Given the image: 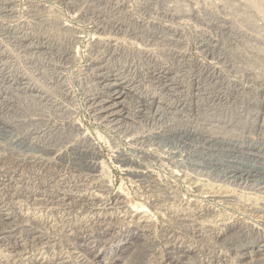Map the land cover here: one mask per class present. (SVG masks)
<instances>
[{"label": "rangeland", "instance_id": "1", "mask_svg": "<svg viewBox=\"0 0 264 264\" xmlns=\"http://www.w3.org/2000/svg\"><path fill=\"white\" fill-rule=\"evenodd\" d=\"M0 242L264 264V0H0Z\"/></svg>", "mask_w": 264, "mask_h": 264}, {"label": "bare ground", "instance_id": "2", "mask_svg": "<svg viewBox=\"0 0 264 264\" xmlns=\"http://www.w3.org/2000/svg\"><path fill=\"white\" fill-rule=\"evenodd\" d=\"M104 18V17H103ZM99 21V20H98ZM115 26V25H114ZM124 35V34H123ZM75 37V36H74ZM162 44V43H161ZM32 46V45H31ZM61 49V48H60ZM180 55V54H179ZM183 63V62H182ZM58 65V64H57ZM26 83V82H25ZM168 84V83H167ZM18 87V86H17ZM36 88V87H35ZM126 94V93H125ZM123 96V94L119 91V92H117L115 95H114V97L112 98V100L111 101H113V100H115V101H117L119 98H121ZM159 98V97H158ZM172 99V98H171ZM189 100V99H188ZM101 102V101H100ZM218 102V101H217ZM119 102L117 101V102H115V103H113L112 105L116 108V106H118L117 104H118ZM97 104V103H96ZM111 106V105H110ZM109 106V107H110ZM112 106V107H113ZM170 106V105H169ZM113 107V108H114ZM113 108H112V110H113ZM107 110V109H106ZM111 111V110H110ZM6 119V118H5ZM116 120V119H115ZM119 127V126H118ZM19 128V127H18ZM3 131V130H2ZM31 142V141H30ZM91 142V141H90ZM89 147V146H88ZM37 148V147H36ZM76 151V150H75ZM6 161V160H5ZM93 162V161H92ZM5 163V162H4ZM19 165V164H18ZM129 168V167H128ZM15 169V168H14ZM42 169V168H41ZM26 170V169H25ZM21 171V170H20ZM233 172V171H232ZM250 172H252V171H250ZM254 172V171H253ZM247 174H249V173H247ZM81 176V175H80ZM238 177V176H237ZM251 177V176H250ZM92 182V181H91ZM98 183V182H97ZM107 184H109V183H107ZM42 185V184H41ZM46 188V187H45ZM68 196V195H67ZM97 196H99V195H97ZM102 196V195H101ZM61 197V196H60ZM89 197V196H88ZM92 198V197H91ZM104 199V198H103ZM46 200V199H45ZM63 200V199H62ZM57 201V200H56ZM2 204V203H1ZM59 205V204H58ZM103 210V209H102ZM192 210V209H191ZM35 211V210H34ZM106 212V211H105ZM127 212V211H126ZM107 213V212H106ZM110 215V214H109ZM112 215V214H111ZM25 216V215H24ZM101 216V215H100ZM125 216V215H124ZM134 216V215H133ZM136 216V215H135ZM110 217V216H109ZM114 217V216H113ZM131 217V216H130ZM129 217V218H130ZM138 217H140V216H138ZM111 218V217H110ZM126 218V217H125ZM136 218V217H135ZM139 219H141V218H139ZM211 219V218H210ZM108 219H102V221H101V223H103V222H105V221H107ZM118 220V219H117ZM26 221H27V219H26ZM97 221H98V218H97ZM100 221V220H99ZM112 221V220H111ZM138 221V220H137ZM140 222V221H139ZM100 223V222H99ZM100 223V224H101ZM111 223V222H110ZM137 223V222H136ZM105 224H107V223H105ZM95 225H97V224H95ZM102 225V224H101ZM146 225V224H145ZM98 226V225H97ZM144 226V225H143ZM92 227V226H91ZM90 227V228H91ZM145 228H146V226H145ZM147 228H149V227H147ZM23 230V229H22ZM142 230V229H141ZM24 231V230H23ZM14 232V231H13ZM146 232V231H145ZM220 233V232H219ZM239 233V232H238ZM44 234V233H43ZM36 236V235H35ZM40 236H42V235H40ZM37 237V236H36ZM60 237V236H59ZM41 238V237H40ZM45 240V239H44ZM50 240V239H49ZM55 241V240H54ZM1 243V242H0ZM263 244V243H262ZM39 245V244H38ZM261 245V244H260ZM25 247V246H24ZM52 247V246H51ZM30 248V247H29ZM54 248V247H53ZM77 248V247H76ZM259 248V247H258ZM262 248V247H261ZM260 248V249H261ZM21 249V248H20ZM79 249V248H78ZM22 250V249H21ZM42 250V249H41ZM20 251V250H19ZM46 251V250H45ZM173 251V250H172ZM253 251V250H252ZM261 251V250H260ZM259 251V252H260ZM28 252V251H27ZM74 252V251H73ZM75 252H76V250H75ZM249 252V251H248ZM254 252H255V250H254ZM22 253V252H21ZM257 253V252H256ZM256 253H255V255H256ZM178 253H174L173 255H172V257H171V259H172V261H171V263H173V264H179L181 261H180V255L178 254ZM252 254V253H251ZM262 254V253H261ZM264 254V253H263ZM169 255V254H168ZM212 255V254H211ZM242 255V254H241ZM247 255V254H246ZM171 256V255H170ZM181 256H183V254L181 255ZM184 256H186V255H184ZM183 256V257H184ZM38 258H40L39 256H38ZM37 258V259H38ZM164 258V257H163ZM185 258V257H184ZM187 258V257H186ZM185 258V259H186ZM223 258V257H222ZM25 259V258H24ZM32 259V258H31ZM45 259V258H44ZM44 259H42V260H44ZM57 259V258H56ZM62 259V258H61ZM170 259V258H169ZM48 260V259H47ZM183 260V259H182ZM214 260V259H213ZM218 260V259H217ZM216 260V261H217ZM220 260V259H219ZM224 260H225V258H224ZM35 262H36V260H35ZM43 262V261H42ZM48 262H50V261H48ZM183 262V261H182ZM185 262V261H184ZM209 262V261H208ZM218 262V261H217ZM224 262V261H223ZM222 262V263H223ZM228 262V261H227ZM211 263V262H210ZM213 263V262H212ZM219 263V262H218ZM221 263V264H222ZM225 263H226V261H225ZM264 263V262H263ZM21 264V263H20ZM35 264V263H34ZM37 264V263H36ZM54 264H66V262L65 261H62V260H59L58 259V261H56V262H54ZM195 264V263H194ZM214 264H216V263H214ZM220 264V263H219Z\"/></svg>", "mask_w": 264, "mask_h": 264}]
</instances>
